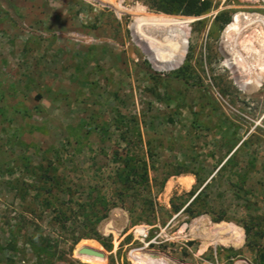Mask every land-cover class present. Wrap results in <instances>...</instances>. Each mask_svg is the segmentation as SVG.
<instances>
[{
  "label": "rangeland",
  "instance_id": "rangeland-1",
  "mask_svg": "<svg viewBox=\"0 0 264 264\" xmlns=\"http://www.w3.org/2000/svg\"><path fill=\"white\" fill-rule=\"evenodd\" d=\"M143 1L0 0V264H150L149 254L260 264L264 0H211L201 16ZM221 13L228 24L216 22ZM157 25L170 28L159 47L136 34ZM134 169L148 174L150 196L119 184ZM193 189L226 221L174 214L171 199ZM121 190L134 211L155 200L156 219L133 223L110 205L98 225L110 250L91 238L75 243L76 206L65 223L55 219L70 198ZM232 228L243 233L240 246L220 234ZM86 245L105 258L79 254Z\"/></svg>",
  "mask_w": 264,
  "mask_h": 264
},
{
  "label": "trees",
  "instance_id": "trees-1",
  "mask_svg": "<svg viewBox=\"0 0 264 264\" xmlns=\"http://www.w3.org/2000/svg\"><path fill=\"white\" fill-rule=\"evenodd\" d=\"M143 3L151 10H156L169 15L201 16L209 12L212 8L211 0H144ZM215 20L221 25H226L231 19L227 17L225 13H221ZM127 158H129L128 155ZM124 160L126 163L127 159L125 158ZM183 173L184 172H176L172 175L178 176ZM131 174L133 175L131 176ZM119 180V184L124 190H135L136 186H139L146 190L147 193L150 192L149 188L151 186L147 173H145V177L137 176V170L134 169L127 177H122L120 174ZM201 193L202 191L197 193V191L193 189L184 196L173 197L170 201L172 212L174 214L184 213L188 215L190 219L209 214L216 223L226 221L224 215H215L209 210L210 208H206V206L202 204ZM108 197L110 200L107 199ZM107 198L104 196H98L97 198H88L82 203L74 202L73 199L70 198L68 202L64 203L66 208L59 210L55 219L59 223H65V221L69 219L66 210L70 208L73 209V206H76L78 208V216L82 217V221L79 222L80 231L75 239V243L83 238H91L100 242L108 250L112 248V241L110 238L103 236L99 232L98 225L102 220L107 218V212L109 211L110 205L114 206L119 204L122 208L129 210L130 219L133 223L139 222L152 225L156 219V202L150 197L141 201L140 208L135 211L128 207L127 199L123 197V190L120 192H112L111 194H108ZM140 210L142 214L138 215L137 213ZM143 213H146L147 215L145 216ZM242 227L245 230L247 245L253 246L249 241L251 228L246 223H243ZM85 247H87V245ZM81 248L82 247H79L78 250ZM260 261V264H264V248H262L260 253Z\"/></svg>",
  "mask_w": 264,
  "mask_h": 264
},
{
  "label": "bare ground",
  "instance_id": "bare-ground-1",
  "mask_svg": "<svg viewBox=\"0 0 264 264\" xmlns=\"http://www.w3.org/2000/svg\"><path fill=\"white\" fill-rule=\"evenodd\" d=\"M104 1H106V2H108L110 4H113V5L115 3V0H104ZM234 21L236 22V24H238L239 17L237 16ZM169 31H170L169 27H167V26H163L162 27L160 25H157V26L151 27V28L139 29L138 31H136V34L138 35V37L140 39L147 40V42L149 43L150 46H152L153 44L158 46L161 43H162L161 45H163V42L165 41L164 39L167 36V34L169 33ZM160 49H162V48H160ZM167 55H168V56H166V62L167 63H176V62H178L180 60V58L182 56V49L180 50V52H178V55L175 58L176 60H174V57H170L169 54H167ZM186 183L187 182H185V184ZM222 232L220 234L227 235V237L229 239V241L227 242V245L240 246L242 244V242H243V234H242V231L240 229L232 228V229H228V230H225V231L222 230ZM87 248H89V247H87ZM93 250H95V249H93ZM148 261H149L150 264H175L171 260H169L168 258H164L161 255H153V254H149L148 255Z\"/></svg>",
  "mask_w": 264,
  "mask_h": 264
},
{
  "label": "water",
  "instance_id": "water-1",
  "mask_svg": "<svg viewBox=\"0 0 264 264\" xmlns=\"http://www.w3.org/2000/svg\"><path fill=\"white\" fill-rule=\"evenodd\" d=\"M78 253L81 255L94 256L99 258H105L106 254L103 251L93 250L91 248L83 247L78 250Z\"/></svg>",
  "mask_w": 264,
  "mask_h": 264
}]
</instances>
